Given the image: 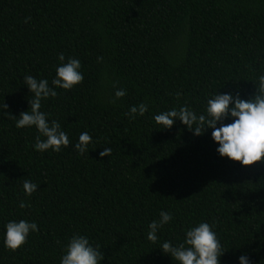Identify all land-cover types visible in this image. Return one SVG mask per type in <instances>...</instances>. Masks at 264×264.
Here are the masks:
<instances>
[{"label": "trees", "instance_id": "obj_1", "mask_svg": "<svg viewBox=\"0 0 264 264\" xmlns=\"http://www.w3.org/2000/svg\"><path fill=\"white\" fill-rule=\"evenodd\" d=\"M70 58L82 83L56 88L40 110L71 143L38 152L35 126L12 118L30 110L24 77L53 87ZM261 75L264 0H0V264H60L77 234L99 246V264H178L162 244L178 246L203 222L215 225L219 264H264V161L242 167L219 156L211 129L194 136L179 120H154L180 107L207 115L216 94L250 100ZM118 89L126 95L110 103ZM141 103L148 111L129 119ZM83 132L92 142L80 155ZM26 179L38 185L31 196ZM161 212L173 219L153 244L148 225ZM20 220L39 230L12 251L5 226Z\"/></svg>", "mask_w": 264, "mask_h": 264}, {"label": "clouds", "instance_id": "obj_2", "mask_svg": "<svg viewBox=\"0 0 264 264\" xmlns=\"http://www.w3.org/2000/svg\"><path fill=\"white\" fill-rule=\"evenodd\" d=\"M31 18H25L27 23ZM61 62L65 61V56L61 53L58 57ZM103 58L98 57L97 61L102 62ZM81 63L78 59L70 58L66 63H61L56 68V77L51 81L53 87L49 86L46 79L37 80L28 75L24 77V83L29 92L33 94V99L28 101L30 110L20 113L16 119V128L35 126L39 133L35 137V150L44 152L51 149L53 152H60L62 147H67L71 143L66 132L61 130L58 121L53 120L49 124L47 114L42 112L41 101L50 97L55 98L58 93L56 88L71 90L74 86L83 81V74L80 72ZM115 87V85H114ZM126 95L124 89H118L114 93V99L109 101L115 103L116 100ZM180 93H176L179 99ZM2 108L6 111L7 105L3 103ZM148 111V106L141 103L132 106L126 116L135 119L136 115L143 116ZM207 115H199L188 107H180L179 110L173 108L170 111L162 112L154 117L157 125L170 129L175 120H179L193 132L194 136H202L208 129L212 130V140L219 145L216 149L221 158L239 163L242 167H250L264 161V75L259 77L256 95L250 100H242L239 95L216 94L207 100ZM232 119L229 124L223 123L226 119ZM219 124V127L217 125ZM44 137L45 139H41ZM92 142V137L83 132L75 144V150L84 155L88 151V146ZM111 148H105L100 152V157L110 156ZM38 185L29 180H24L23 189L27 196H31L37 190ZM20 207L25 208V202H20ZM173 219L170 212H161L159 221H152L148 227L147 239L155 244L158 240L157 231ZM215 225L206 222L190 228L185 234V239L178 246H173L171 242H164L161 251L169 255L178 264H219V258L224 254L216 233L212 230ZM5 246L12 251H16L27 243L30 233L37 232L38 226L34 222L20 220L10 221L5 226ZM65 254L60 260V264H99L104 259L99 246H93L89 240L81 235H73L65 247ZM239 264H250L246 255L239 257Z\"/></svg>", "mask_w": 264, "mask_h": 264}]
</instances>
